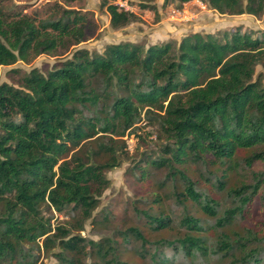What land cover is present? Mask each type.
Wrapping results in <instances>:
<instances>
[{"label": "trees", "instance_id": "trees-1", "mask_svg": "<svg viewBox=\"0 0 264 264\" xmlns=\"http://www.w3.org/2000/svg\"><path fill=\"white\" fill-rule=\"evenodd\" d=\"M69 1L29 8L0 0V65L86 40L93 12ZM207 2L220 13L264 11V0ZM99 6L114 28L137 18L116 2ZM258 64L264 68V30L237 24L147 45L76 46L45 73L33 67L19 85L0 82V264H38L34 248L56 246L52 264H137L123 257L115 236L93 239L79 230L109 184L106 171L120 162L122 136L142 119L155 125L160 143L140 158L139 178L149 167L164 169L158 186L167 190L136 214L160 234L150 239L128 225L117 230L121 240L135 243L133 252L150 264H264V231L240 224L256 197L264 198V167L252 169L264 162ZM189 164L200 165L221 196L198 185ZM239 168L250 178L231 181ZM48 208L73 221L54 224Z\"/></svg>", "mask_w": 264, "mask_h": 264}, {"label": "rangeland", "instance_id": "rangeland-1", "mask_svg": "<svg viewBox=\"0 0 264 264\" xmlns=\"http://www.w3.org/2000/svg\"><path fill=\"white\" fill-rule=\"evenodd\" d=\"M11 3H23L29 8L38 7L42 4L54 0H7ZM61 1V0H60ZM100 0H74L65 2L67 6L82 7L92 10L90 19L93 27L88 29V38L78 44L67 48L60 47L53 52H41L34 56L29 62L17 60L12 64L0 65V82L7 81L14 85H19L21 77L31 68L37 67L45 73L58 61L71 56L73 47H86L90 51H102L105 44L121 40H131L147 45L152 42L168 40L171 38L179 39L182 35L191 31L215 32L222 29H232L237 24L244 28L264 30V11L260 15L249 13L228 14L220 13L208 5L207 0H187L179 2L177 0H151L154 7L141 8L136 3L126 0H109L121 3L123 6L132 9L137 14V18L127 24L114 28L110 25L109 14L105 8H100ZM137 2L138 0H133ZM264 69L259 64L256 72ZM264 83V78H263ZM116 137V136H114ZM125 140L124 150L121 153L119 164L109 168L106 175L109 178L108 186L103 190L99 197V204L93 210L92 215L84 220L83 229L79 230L81 235L89 238L99 239L105 235H112L117 238L119 249H123V257L132 260L137 264H150L147 258L140 257L131 249L134 244L124 243L117 230L124 229L128 225H135L143 229V232L152 239L157 237L159 231H150L148 226L136 214V208H146L150 198L155 193H163L167 187L158 186V182L163 176L164 169L149 167L146 178H139L140 164L146 154L153 155L158 151L160 139L157 135L155 125L149 124L146 119H142L133 126L128 133L122 136ZM241 151V154H244ZM139 164V165H138ZM264 167V162L256 161L252 169L258 170ZM187 171L196 180L197 184L213 192L215 196L220 193L210 184L206 172L200 165H190ZM249 179V170L239 168L230 173V179ZM166 185V184H165ZM191 210L196 212L194 204ZM108 211L107 220H102L104 213ZM46 215H52L51 221L62 223L66 227L73 221L66 212H58L53 208L45 209ZM173 212L180 213V206L173 205ZM241 223H248L254 229L264 231V198L257 196L254 200L251 211L244 217ZM73 229L72 231H74ZM57 246L44 250L34 248L40 254L38 264H52L57 261L53 251Z\"/></svg>", "mask_w": 264, "mask_h": 264}, {"label": "built area", "instance_id": "built-area-1", "mask_svg": "<svg viewBox=\"0 0 264 264\" xmlns=\"http://www.w3.org/2000/svg\"><path fill=\"white\" fill-rule=\"evenodd\" d=\"M119 4L123 6V2H121V3H119Z\"/></svg>", "mask_w": 264, "mask_h": 264}]
</instances>
